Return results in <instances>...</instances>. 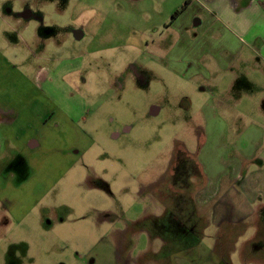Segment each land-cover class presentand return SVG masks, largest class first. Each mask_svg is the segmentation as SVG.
I'll return each mask as SVG.
<instances>
[{
    "label": "rangeland",
    "instance_id": "rangeland-1",
    "mask_svg": "<svg viewBox=\"0 0 264 264\" xmlns=\"http://www.w3.org/2000/svg\"><path fill=\"white\" fill-rule=\"evenodd\" d=\"M159 1L0 0V264H264L260 41L191 77Z\"/></svg>",
    "mask_w": 264,
    "mask_h": 264
},
{
    "label": "crops",
    "instance_id": "crops-1",
    "mask_svg": "<svg viewBox=\"0 0 264 264\" xmlns=\"http://www.w3.org/2000/svg\"><path fill=\"white\" fill-rule=\"evenodd\" d=\"M185 3L183 11L173 18L174 12ZM159 4L161 8L157 12L165 11L168 15V19L157 25L158 29L164 27L169 31L164 53L178 55L182 50L183 57H186L184 63L188 65L183 72L186 74L192 69L194 74L191 77L204 69L203 46L208 34L212 39H219L223 30L228 31L232 40H235L233 44H236V51L239 49V42L248 46L259 40L260 50L264 55V32L261 29L264 25V0H160ZM18 21L21 23L22 20ZM161 42L159 40L156 45L158 51L162 50L159 48ZM157 56L160 55L157 53ZM35 80L42 81V75L38 73ZM51 101L55 104L58 102L56 98ZM11 113L15 115L14 110L7 112L0 108V121H8ZM56 127H59L58 123H55ZM35 145L36 142L31 141V147L34 148Z\"/></svg>",
    "mask_w": 264,
    "mask_h": 264
},
{
    "label": "flooded vegetation",
    "instance_id": "flooded-vegetation-1",
    "mask_svg": "<svg viewBox=\"0 0 264 264\" xmlns=\"http://www.w3.org/2000/svg\"><path fill=\"white\" fill-rule=\"evenodd\" d=\"M22 15L26 16V15H28V13H22ZM182 147H183L184 153L186 154V157H187L186 160H185L186 161L185 162L186 165L182 166V167H179L180 166L179 165L177 168L178 169H182V173L186 175L187 179H185L186 181L184 180V183L186 182L187 185L183 184V186H181L182 190L184 191V194H179L175 198L168 199V200H170L172 202H173L174 199H177V200L179 199V200H181V202L186 200L187 202L184 204L183 207H180L179 204H176V206L174 205V206L171 207V210H172V208L176 207V210L178 212H181L180 214H182L183 211L184 212L186 211L190 217H195L197 215V213H198L197 212V210H198L197 206H200V204L198 203V199L196 198V195H193V192H192V181L193 180L195 181V177L194 176H197L198 180L201 178V176H203V174H204L203 173L204 166L202 165V163L199 160L198 153H191L183 145H182ZM175 151H176V149H175ZM174 157L175 156H173L171 164L174 161ZM171 164L169 166V169L171 167ZM200 183H201V186H202L203 179H202V182H200ZM194 185H195L194 191H195L196 188L200 187V185L197 186L196 183ZM198 191L199 190H197V192ZM163 202L165 203L166 201H163ZM166 204H167V202H166ZM173 204H174V202H173ZM195 208H197V209H195Z\"/></svg>",
    "mask_w": 264,
    "mask_h": 264
},
{
    "label": "trees",
    "instance_id": "trees-1",
    "mask_svg": "<svg viewBox=\"0 0 264 264\" xmlns=\"http://www.w3.org/2000/svg\"><path fill=\"white\" fill-rule=\"evenodd\" d=\"M186 7V3L178 10H176L173 14V18H175L177 15H179V13H181V11H183V9ZM2 118V116L0 115V119Z\"/></svg>",
    "mask_w": 264,
    "mask_h": 264
}]
</instances>
